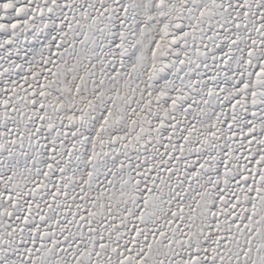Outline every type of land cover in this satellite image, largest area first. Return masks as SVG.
Listing matches in <instances>:
<instances>
[{"label": "snow or ice", "instance_id": "1", "mask_svg": "<svg viewBox=\"0 0 264 264\" xmlns=\"http://www.w3.org/2000/svg\"><path fill=\"white\" fill-rule=\"evenodd\" d=\"M0 264H264V0H0Z\"/></svg>", "mask_w": 264, "mask_h": 264}]
</instances>
